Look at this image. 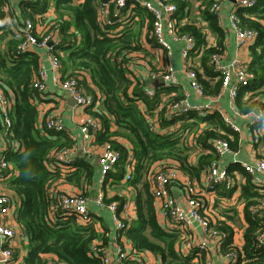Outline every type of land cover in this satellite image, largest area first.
<instances>
[{"label": "trees", "instance_id": "obj_1", "mask_svg": "<svg viewBox=\"0 0 264 264\" xmlns=\"http://www.w3.org/2000/svg\"><path fill=\"white\" fill-rule=\"evenodd\" d=\"M215 1L171 0L178 7V32L195 37L192 68L204 95L208 96H217L223 89V76L211 64L212 56L225 50V32L218 25V17L211 12ZM18 2L22 4L24 17L31 18L34 23L37 22L35 16L45 12V0ZM100 2L56 0V18L49 28L56 32L62 79L80 76L81 87L96 100L100 98L99 105L86 109L87 114L101 122V127L94 133V143L109 144L120 152V159L107 174L106 183L108 181V185L116 188L128 185L136 191L137 218L122 234L131 242L136 259L148 251L158 256L161 264H204L205 252L195 250L187 256L178 253L176 248L181 243V232L163 228L158 222L149 173L156 163L178 162L180 169L200 181L208 165L219 157L212 141L227 136L232 150H237L239 132L230 128L217 111L205 117L196 112L180 114L173 107L186 97L182 87H156L155 95L148 96L145 89L150 84L141 78H133L130 67L135 62V54L145 56V41L153 48L160 46L154 34L153 14L136 0H128L127 9L121 13L126 16L130 12L131 15L120 21L111 16V24L102 26L98 15ZM196 2L199 3L195 7L201 15L200 20L205 21L216 36L214 45L207 41V34L195 20H189L192 4ZM236 15L241 28L259 32L258 39L249 48L251 60L247 71L252 77L250 84L239 91L234 101L239 113L248 114L264 109V0H257L252 9L237 8ZM2 19L0 11V87L14 102L12 127L6 137L23 147L22 151L7 153L12 175L4 182L13 192L14 216L22 237L20 248L14 249L15 260L21 259L16 264H48L51 256L56 257L53 261L57 264H102L99 256L92 255V245L100 239L107 242V239L97 230L93 214L92 220L84 224L74 213L51 210L52 204L56 203L52 192L59 190L56 186L61 180L79 188L86 196V189L96 180L98 170L93 162L83 157H77L71 170L66 172L56 165L54 153L73 148L76 141L66 129L49 130L45 122L38 127L39 112L34 102L40 94L31 84L39 68L40 56L35 50L19 52L17 48L24 40L23 34L14 32L8 23L1 24ZM115 29L119 31L110 36ZM196 57L198 62L194 60ZM96 90L101 92L100 97ZM251 130L255 139L253 146L257 149L264 145V124ZM118 138H125L129 147L117 141ZM194 150H200L197 164L190 163ZM52 163L54 167L49 168L48 164ZM130 165L133 166L132 178L123 183ZM228 169L230 173L238 171L244 180L240 199L245 203L247 226L244 245L240 247L234 242V231L228 224V221L236 220V210L232 208V211L224 212L228 221H217L214 226L215 230L225 233L222 252H236L238 264H264V248L258 243L259 234L264 231L260 215L264 207V186L263 189L258 187L240 164H232ZM236 186L229 188L228 196L236 191ZM104 199L108 203L119 198L107 199L104 195ZM46 255L50 257L45 258Z\"/></svg>", "mask_w": 264, "mask_h": 264}, {"label": "built area", "instance_id": "obj_2", "mask_svg": "<svg viewBox=\"0 0 264 264\" xmlns=\"http://www.w3.org/2000/svg\"><path fill=\"white\" fill-rule=\"evenodd\" d=\"M0 0V11L2 10V2ZM29 1V0H18ZM54 6L55 7V0ZM139 5L149 10L154 18L155 37L160 44L161 48L166 50L168 54H171V45L166 39V34H169L175 41H183V47L181 50V57L184 60L183 70L186 77L189 80L190 86L200 96H204V92L201 84L198 82L196 72L192 68L194 65L192 59V52L195 48V37L191 34H180L177 29L178 24V7L171 2V0H136ZM226 0H216L211 7V12L218 17L219 23L222 24L224 15L222 14L223 4ZM257 5V0H235L228 15L229 23L235 32L236 42L238 49H249L259 37V32L255 29H243L239 26V18L236 15L237 8L252 9ZM128 0H101L98 8L99 22L102 26L111 24V16L122 20L123 18L130 16L121 13V10L127 9ZM112 7L114 10H112ZM48 22L47 25H43L42 31L38 33L36 27L31 19H27L22 24L23 27L17 31L23 34L24 40L18 45V50L21 53L35 50L36 48H43L48 57L50 69L53 73V82L61 87L64 91L74 97L77 105L86 112L87 108H91L94 105H99L100 98L95 99L94 95L89 94L86 89L81 87L80 76H70L62 79V60L57 52V36L56 32L50 30ZM48 27V28H47ZM47 28V30H46ZM119 29H115L110 36H114ZM211 64L214 66V70L220 71L223 76V89L227 90L232 100H235L239 91L250 84L251 75L247 71L248 63L234 62L233 64L226 66L220 63V55L214 54L212 56ZM150 79L157 80L163 78L165 82V88H173L178 86V77L174 67L168 63L165 66L164 72H155L152 68L148 72ZM48 78V70L44 65H39L37 74L32 81L31 87L39 94L43 95L47 93L48 85L46 83ZM145 93L148 96H154L155 89L146 88ZM13 99H9L0 87V121L2 124L1 138L5 142V152L0 153V185L4 183L12 174L10 163L6 160L7 153L19 152L23 150V147L17 141H9L6 136L11 130L12 119L11 113L13 109ZM180 114H186L189 112H196L199 116L205 117L212 109V105L209 103L195 104L189 101V96L186 95L185 99L177 103L173 107ZM172 109V110H174ZM171 111V110H170ZM252 119V125L264 124V109L251 112L247 115ZM225 123L236 132H240V127L229 116H223ZM45 126L49 130L61 131L65 129L63 118L60 115L53 114L45 118L43 121ZM101 127L99 119L90 114H86L84 122L81 126V134L84 140L92 142L95 139V132ZM212 145L219 158H223L232 153V147L230 142L216 138L212 141ZM75 146L70 149H63L55 152V163L61 171L66 172L71 170L75 162ZM120 159V152L115 150L109 144L103 146V150L99 156L100 163V177L99 184H106L107 174L114 168L115 164ZM133 162V158L130 157ZM237 160V159H236ZM253 177L254 183L263 189L264 186V159H255L251 162H243L237 160ZM49 168H53L54 164H48ZM176 166L173 163L160 164L156 163L152 166L149 173L151 181V190L154 196L155 204L158 209L159 215L164 220L166 227L169 230L176 229L184 234V237L189 238L196 245L200 251L210 252L214 249L218 250L222 248L225 233L215 230L214 226L217 223L212 221L211 215L207 210L205 200L202 197V189L191 182V179H186L181 186L180 192H183V198L180 199L176 196V189L173 183L178 179ZM133 166L130 165L127 168L125 181L132 178ZM225 184L227 188L234 186L232 176L230 175L228 167H222L219 160L214 161L208 167L205 174L202 176L201 186L214 192L220 185ZM0 189V238L2 240V254L4 260L8 264L20 263L21 259L15 260L14 249L19 241L20 232L15 220V199L12 194L2 193ZM52 197L56 203L52 204V212L57 209L74 213L80 223H88L92 220L91 211L88 206V197L81 193L71 194L63 191H53ZM96 204L100 207L107 208L113 217L114 224L118 230H125L130 227L133 215L130 211V203L125 202L120 204L118 202L106 203L103 193H100L96 198ZM263 212L260 213L264 222V207ZM200 228L203 233V238L194 240V237L189 234L190 230ZM258 243L260 247L264 248V231L259 234ZM92 255L99 256L102 264H112L114 261L118 264H129L127 261H132L131 264H138L140 261L133 256L130 248L118 244L114 252L115 260L111 257V254L103 249L98 242L92 245ZM225 264H238L239 256L235 253L225 254ZM48 264H57L56 261L51 260ZM206 264H213L212 261H208Z\"/></svg>", "mask_w": 264, "mask_h": 264}, {"label": "crops", "instance_id": "obj_3", "mask_svg": "<svg viewBox=\"0 0 264 264\" xmlns=\"http://www.w3.org/2000/svg\"><path fill=\"white\" fill-rule=\"evenodd\" d=\"M56 1V0H55ZM154 2L155 0H150ZM235 0H226L223 4L222 8V14L224 15V18L222 20V24L219 23L218 20V25L224 30L225 32V50L222 54L220 55V63L226 66H229L233 64L234 62H240V63H249L250 62V53L249 49H238L237 47V42H236V35L235 32L233 31L228 15L230 13V10L232 9V6L234 4ZM46 6H45V12L40 15L37 14L35 18H37V22L34 23V21L29 18V17H24L23 13V8L21 7L22 4L18 2V0H4L2 2V10L1 13L3 14V19L1 21V24L8 23L11 25L13 28L14 32H17V30L21 29L23 27V23L27 19H31L36 27V31L40 33L42 31V27L44 28L43 25H47L48 22H53L54 19L56 18L55 16V7L54 6V1L51 0H45ZM197 5L193 4V11L196 9ZM191 13V14H192ZM200 27H203V32L207 34V41L211 44L214 45L216 42V36L211 33L210 28L208 24L205 21H201L200 17L195 18ZM22 26H21V25ZM48 28V27H47ZM46 28V30H47ZM166 39L168 43L171 45V54L169 55L166 50L161 48L160 46L157 48H153L151 45H149L148 42H144V46L146 49L145 56L143 54H135L134 56L136 57L135 62L133 65H131L130 70L133 71V78H141L142 80H145L148 82L146 87L155 89L156 87H164L165 82L163 78H158L157 80L150 79L148 77V72L149 70L153 67L149 66V56L152 57L151 54L156 55L159 64L162 63V67L160 68L161 70H164L165 66L171 64L174 69L176 70V74L178 77V87H182V90L185 91V95L189 96V101L191 103L195 104H202V103H209L212 105V109L210 110L209 113L213 111L219 112L222 116H229L231 117L234 122L240 127L241 131L239 132L240 135V141H239V146L237 150H232L231 154L226 155L223 158H219L218 160L221 164L222 167H229L232 164H240L238 163L241 160L243 162H251L254 160L252 158V148H248L247 141H251V146L254 144V137L252 135V127H256V125H252V119L248 117L247 115L250 114H241L239 113L236 108H235V100H232L229 96V93L227 90L222 89L219 95L217 96H208L204 95L203 97H200L194 89L190 86L189 80L185 75V72L183 70V65H184V60L181 57V50L183 47V41H175L173 38L169 35L166 34ZM35 52H38L40 56V63L39 65H44L46 69L48 70V78H47V85H48V91L47 93H44L43 95L40 94V98L34 102L35 106L37 107L38 110V127L41 128L43 121L45 120L46 117L57 114L60 115L63 118L64 121V126L65 129L69 131L70 135L72 138L75 139V161L77 157H83L88 161H91L95 164V167L97 168V174H96V180L91 186H88L86 189V196L88 197V206L91 211V214H93L94 221H95V226L99 233L107 239V242H104V239H100L98 244L105 250H107L110 254L111 257L115 260L114 252L116 250V246L118 244L126 246L127 248H130L131 250L133 249V246L130 241L127 240L126 237L122 234L121 230H118L114 224V220L112 217L111 212L105 208V207H100L96 204V198L100 193H103V195L106 196L107 199H110L112 197H118L119 199H114L110 202H128L130 203V211L131 214L133 215V219L135 220L137 218V213H136V202H135V197H136V191L128 186V185H122L118 188L115 187V185H108V181L104 185L99 184V177H100V163H99V156L103 150L104 145H99L92 142H88L84 140L83 135L81 134V126L82 123L84 122V119L86 117V112L82 110L77 104L73 105L69 101V97H72L69 95V93L65 92L61 87H59L57 84H54L53 82V73L50 69V64L48 61L47 53L43 48H36ZM198 58V57H196ZM195 58V59H196ZM143 61L141 66L139 64ZM160 66H156L155 68L158 69ZM90 80V78H89ZM150 82V83H149ZM98 97L101 96V92L99 90H96ZM256 112V111H255ZM1 124V121H0ZM2 130V124H1V129H0V134ZM95 140V139H94ZM117 141H119L121 144L129 147V143L125 138H118ZM250 147V146H249ZM254 148V146H253ZM255 149V148H254ZM258 149V148H257ZM256 150V149H255ZM5 152V142L1 138L0 135V153ZM264 154V152H261ZM200 154V150L197 151V157H194L193 159L190 156V163L191 164H197L198 163V157ZM237 159V160H236ZM174 166H176V169L179 171L177 172L178 179L173 183L174 188L176 189V196L180 199L183 198V192H180L178 190H181L182 183L186 179H191V182L198 186L200 189H202V197L205 200V204L207 206V210L209 211L212 221L217 223V221H226L227 219L223 215L224 212H227L230 207L229 205L234 204V207L232 210H236L235 214H238V217L240 218L239 220V225H240V230L237 227V222L236 220H231L228 221V224L232 227L234 233H233V240L234 242L242 247L244 245V232L245 228L247 226V222L245 219V213H244V208H245V203L243 199H240V192H241V186L244 183V180H242L240 174L238 171L230 173L233 179L234 185H237L235 187L236 191H234L230 196L229 194V189L225 184L220 185L218 188H216V192L219 194H215L214 192L204 188L201 186V180L202 176L205 174L207 171L208 167L211 165H208L206 170L203 172L200 181H197V179L191 178L188 174H186L182 169H180L178 162L173 163ZM241 165V164H240ZM242 166V165H241ZM264 178V176H263ZM149 181L150 178L148 177ZM123 183L125 182V179L122 181ZM178 183L180 186L178 187ZM151 184V181H150ZM5 183H1L0 189L3 190ZM3 186V188H1ZM6 187V186H5ZM60 191L71 193V194H76V193H81V190L77 187H74L68 183H65L64 180H61L57 186H56ZM7 188H5V191ZM13 193L12 191L8 190L6 193L11 194ZM117 195V196H116ZM222 195L223 197H221ZM123 197V198H122ZM120 201V202H119ZM238 201V204H237ZM155 202V201H154ZM122 203V204H123ZM227 205L228 207L226 208L227 210L224 211L222 207H225L224 205ZM218 206L220 208H218ZM156 207V204H155ZM217 209L218 214H216L215 210ZM220 209H222L224 212H222ZM231 210V211H232ZM215 214H213L214 212ZM230 211V212H231ZM231 215L232 212H231ZM156 216L158 219V222L163 228H168L166 227V224L164 220L161 219L158 209L156 207ZM236 218V217H235ZM236 221V222H235ZM189 234H191L194 237V240L201 239L203 238V233L201 232V229L198 227L195 230H190ZM181 243L177 245V252L187 256L189 254H192L195 250H198L196 245L192 242L191 239L184 237V234L181 232ZM2 240L0 238V251L2 252ZM21 240L19 241V245L17 244L15 246V249L20 248ZM206 254V260L204 264H206L208 261H212L213 264H225L226 263V258L225 254L222 252V249H214L210 252L203 251ZM45 258H49L50 255L44 256ZM56 257L51 256L49 259L54 260ZM194 262H197L195 259ZM0 264H8L3 258L0 257ZM112 264H118L117 262H113ZM138 264H161V260L158 256L153 254L152 252H143L142 255L140 256V261Z\"/></svg>", "mask_w": 264, "mask_h": 264}, {"label": "rangeland", "instance_id": "obj_4", "mask_svg": "<svg viewBox=\"0 0 264 264\" xmlns=\"http://www.w3.org/2000/svg\"><path fill=\"white\" fill-rule=\"evenodd\" d=\"M196 4H197V6H198V2H196ZM192 6H193V4H192ZM193 10V9H192ZM195 11H193V13L190 15V17H189V20H195V23L199 26V28L201 29V30H203V27H200V25L198 24V22L196 21V19L195 18H199L201 15H200V13L198 12V10L197 9H194ZM152 55V57H150L149 56V66H152L154 69H155V67L157 66H160L158 69H159V71L161 70L160 68L162 67V63H160L159 64V61H158V59H157V57H156V55H154V54H151ZM195 61H199V59L197 58V59H194ZM143 63V61L139 64V66H141V64ZM66 92V91H65ZM260 124H262V123H260ZM259 125V124H258ZM227 137V136H226ZM226 137L224 136V137H218V138H221V139H225V140H227V141H229L228 139H226ZM254 141H255V139H254ZM247 144H248V148H252V158H254V160L255 159H264L262 156H264V154L263 153H261V152H264V145H260L259 147H258V149H254L253 148V146H251L250 144H251V141L250 140H248L247 141ZM250 146V147H249ZM197 151L198 150H194V151H192L191 152V158L193 159L194 157H197L196 155H197ZM1 188H3V186L1 187ZM5 188H7V187H5L4 186V189H3V192L2 193H5L6 194V191H8V189L5 191ZM216 192V191H215ZM214 192V193H215ZM11 193V192H10ZM12 194V193H11ZM215 194H217L218 196H219V194L216 192ZM221 197H223L222 195H220ZM87 197V196H86ZM237 204H238V201H237ZM225 207H222L223 209H224V211L225 210H227L226 208L228 207L226 204L224 205ZM229 207H230V209L229 210H231L233 207H234V204H232V205H229ZM218 208H220L219 206H218ZM215 210V212H216V214H218V212H220V211H218L217 209H214ZM222 212H224L222 209H220ZM214 212V211H213ZM215 212L213 213V214H215ZM224 214V213H223ZM232 214H233V212H232ZM235 217H236V221H238L237 222V227L239 228V230H240V225H239V220H240V218L238 217V214H235L234 215ZM235 221V222H236Z\"/></svg>", "mask_w": 264, "mask_h": 264}, {"label": "water", "instance_id": "obj_5", "mask_svg": "<svg viewBox=\"0 0 264 264\" xmlns=\"http://www.w3.org/2000/svg\"><path fill=\"white\" fill-rule=\"evenodd\" d=\"M69 101H70L71 104H73V105H76V104H77V102H76V100H75L74 97H69ZM0 129H1V124H0ZM0 257L3 258V254H2L1 251H0Z\"/></svg>", "mask_w": 264, "mask_h": 264}]
</instances>
